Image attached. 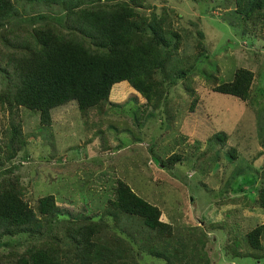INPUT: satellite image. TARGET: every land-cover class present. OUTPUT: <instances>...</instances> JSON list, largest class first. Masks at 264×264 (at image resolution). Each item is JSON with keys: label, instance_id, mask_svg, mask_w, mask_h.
I'll return each mask as SVG.
<instances>
[{"label": "rangeland", "instance_id": "1", "mask_svg": "<svg viewBox=\"0 0 264 264\" xmlns=\"http://www.w3.org/2000/svg\"><path fill=\"white\" fill-rule=\"evenodd\" d=\"M149 4L156 5L157 12L166 15L180 33L182 66L187 70L193 65L188 73L191 92H187L185 80L171 92L169 106L176 113L181 111L174 124H165L160 130L163 117L127 82L111 91V103L100 118L102 135H95L98 118L82 116L75 102L54 110L53 126L47 131H42L38 113L20 109L30 142L14 165L27 190L25 199L36 208L39 198L55 195L63 221L95 224L104 242V229L111 230L110 225L115 230L122 225L129 231L136 228L143 236L148 231L140 219L133 223L121 217L116 226L111 217L101 219L108 201L114 199L118 180H123L161 210L160 220L172 225L175 235L196 233L197 238L199 233H207L210 264H264V260L232 258L226 247L227 233L209 229L211 223L227 221L243 242L246 233L264 223V210L258 203L264 163V26L252 29L249 36L242 35L243 26L235 25L233 0H149ZM199 40L207 48V57L197 62ZM5 65L0 56V66ZM240 68L254 72L248 101L214 92L216 85L232 81ZM8 79L0 72V90L15 81ZM194 102L195 107L190 108ZM0 116L7 126L9 113L1 111ZM87 120L92 121V128ZM220 132L227 137L224 144L210 142ZM174 153L183 160L166 165ZM250 166L253 173L249 175L248 170L241 175ZM48 171L64 177L51 180ZM58 235L66 239V234ZM44 239L6 237L0 253L12 247L24 252ZM132 245L139 264H165L146 255L151 245ZM88 250L95 249L90 245Z\"/></svg>", "mask_w": 264, "mask_h": 264}, {"label": "trees", "instance_id": "2", "mask_svg": "<svg viewBox=\"0 0 264 264\" xmlns=\"http://www.w3.org/2000/svg\"><path fill=\"white\" fill-rule=\"evenodd\" d=\"M233 2L235 25L243 26L242 35L249 36L252 29L264 26V0ZM28 9L34 13L31 15ZM182 44L180 33L149 0H0V56L6 61L0 72L6 80L15 79L0 90V113H9L7 126L2 125L0 116V244L6 237H45L24 252L12 247L0 253V264H139L132 245L135 242L151 245L146 255L165 264H210L207 233L203 231L197 238L196 233L191 237L175 235L174 227L160 220L161 210L136 194L125 181L118 180L114 199L108 201L101 219L108 221L111 217L115 226L121 217L133 223L140 219L148 232L142 236L136 228L129 231L122 225L115 230L110 225L111 230L104 229V242L95 224L63 221L55 195L42 196L36 208L32 207L25 199L27 190L14 165L30 142L20 109L38 113L39 125L47 131L53 126L54 110L75 102L82 116L98 118L95 135H102L100 118L111 103L112 89L123 82L163 117L160 130L165 124H174L181 111L176 113L174 106H169L171 92L180 80L190 86L188 73L193 68L191 65L186 70L178 58ZM196 46L199 62L207 48L200 40ZM253 81L254 72L240 68L232 81L216 85L214 92L246 102ZM186 90L191 92L189 87ZM89 123L92 128V121L87 120ZM213 138L210 142L222 145L227 139L222 132ZM183 158L174 153L166 165ZM248 170L249 175L253 173L250 166L241 175ZM52 174L47 172L51 180L64 177ZM260 180L258 203L264 210V163ZM209 229L227 233L226 247L232 258L264 260V223L246 233L243 242L239 231L227 221L211 223ZM60 232L66 234L65 240L58 235ZM242 244L251 251H244ZM90 245L95 250H88Z\"/></svg>", "mask_w": 264, "mask_h": 264}]
</instances>
